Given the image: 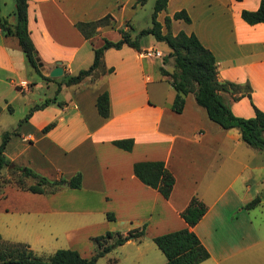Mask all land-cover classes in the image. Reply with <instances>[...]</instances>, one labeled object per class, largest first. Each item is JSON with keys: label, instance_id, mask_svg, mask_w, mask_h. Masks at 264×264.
Returning <instances> with one entry per match:
<instances>
[{"label": "crops", "instance_id": "0c3cea01", "mask_svg": "<svg viewBox=\"0 0 264 264\" xmlns=\"http://www.w3.org/2000/svg\"><path fill=\"white\" fill-rule=\"evenodd\" d=\"M170 2L175 3L170 12L183 8L189 15L188 22L183 20L188 26L184 31L193 32L213 53L217 78L240 84L247 81L252 103L264 111V23H247L239 14L241 8L255 9L259 0H167L166 4ZM141 4L135 0H27V27L41 63L38 67L52 79H41L26 61L16 37L0 30V117L5 111L13 114V108L8 111L6 105L14 100H22L27 108L51 96L56 78L87 67L92 48L104 37L117 39L121 22L124 28L125 22L130 24ZM106 12L112 15L113 25L98 26L88 38L75 26L78 20ZM0 18L15 22L14 0H0ZM144 37L142 49H160L158 43L163 41L151 34ZM167 51L166 45L163 52ZM103 61L106 67L112 66L110 72L91 81L85 77L62 83L58 95L63 103L32 110L3 149L13 163L48 178L79 171L80 186L36 193L0 182V235L9 238L6 231L26 234L33 222L41 229L47 225L48 235L55 238L59 225L66 246L89 256L90 236L144 224L139 239L116 246L129 244L127 257L135 262L161 264L164 254L148 241L153 235L185 226L179 212L194 195L206 209L191 229L208 251L196 264H264V149L244 142L238 127L222 128L210 120L191 92L184 95L180 111L172 110L175 91L168 75L160 71V66L168 69L161 58L122 44L104 49ZM55 65L61 73L51 76ZM39 87L44 89L42 96L36 95ZM102 90L108 92L107 116H100L94 104ZM234 94L238 92L222 91L232 113L251 116L247 95L233 99ZM23 115L9 128H0V133L14 128ZM50 121L53 124L42 131ZM121 137L132 138L129 150L110 142ZM154 159L162 160L174 176L167 198L132 172L133 161ZM254 196L259 200L244 207ZM106 212L113 218H107ZM63 222L69 225L61 227ZM23 238L18 240L32 248V240Z\"/></svg>", "mask_w": 264, "mask_h": 264}, {"label": "trees", "instance_id": "16d2710c", "mask_svg": "<svg viewBox=\"0 0 264 264\" xmlns=\"http://www.w3.org/2000/svg\"><path fill=\"white\" fill-rule=\"evenodd\" d=\"M143 3L145 0H135ZM167 0H154L150 13V25L142 27L135 36H131L128 22L126 27H119V37L115 40L103 38L99 46L92 48V59L85 68H79L75 73H64L56 78V87L51 97H46L40 103H33L22 118L17 120L14 128L3 130L0 133V170L9 165L20 171L22 176L30 177L31 181L23 183L18 179L17 186L36 193H50L66 187L80 186V172L76 171L68 177L58 175L55 178H48L33 171L28 166L17 165L7 158L3 152L6 141L13 134H16L18 124L26 119L32 110L42 108L49 103L61 105L63 101L57 98L60 85L76 83L85 77L91 81L101 73L110 72L112 66L106 67L103 61V51L108 47L119 48L127 44L136 50L141 51L140 38L144 34H151L157 41H163L168 51L161 57L163 63L168 58L172 59L173 69L168 70L160 66L162 74L168 75L167 80L174 88V95L170 107L174 111H180L187 92L193 94L197 104L205 109L208 118L216 122L222 128L236 126L240 131V138L247 144L264 149V111L256 107L250 98V86L247 81L243 84L217 78L216 61L213 53L204 46L193 32L186 33L179 29L172 33L169 29L161 30V23L156 19V14L163 9ZM15 22L9 23L6 19L0 18V30L6 35H14L24 57L32 69L43 80L52 79L40 72L37 62L35 48L28 33L26 6L27 0H14ZM240 17L247 23H264V0H259L255 9H240ZM171 19L190 20L185 9L180 8L165 15L163 22L168 28ZM114 19L109 12L90 20H78L75 26L85 38L96 32L98 26L113 25ZM222 91L238 92L232 97L236 99L246 94L253 107L251 116H238L232 113L225 101ZM96 111L100 116L108 115L109 100L107 90L100 91L95 97ZM11 111L10 104L6 105ZM53 124V121L46 123L41 129L45 131ZM112 144L129 150L132 146L131 137L111 139ZM133 174L144 184L154 188L164 198L170 194L174 176L164 165L162 160H136L132 163ZM259 200L254 196L244 204L249 208ZM206 209L205 204L192 195L186 206L179 212L186 222V225L177 229L169 230L152 236V241L164 254L165 260L161 264H196L208 256V251L200 242L191 226L201 217ZM106 217L111 219L113 214L106 212ZM144 233V224L128 228L124 231L107 229L102 233L89 237L94 242V248L89 256H82L76 249L70 247H59L50 252L46 257L37 255L25 241L7 239L0 235V264H94L97 257L109 251L118 244L128 239H139Z\"/></svg>", "mask_w": 264, "mask_h": 264}, {"label": "rangeland", "instance_id": "374dc122", "mask_svg": "<svg viewBox=\"0 0 264 264\" xmlns=\"http://www.w3.org/2000/svg\"><path fill=\"white\" fill-rule=\"evenodd\" d=\"M153 1L154 0H145V2H143L141 4V7H140L139 11L137 12V15L130 21L131 27H128V30H129L130 35L132 37L137 34V32L140 28L150 25V13L152 10ZM174 6H175L174 2H170V3L166 4L165 8L162 11H160V13L157 14V16H156V19L161 23V29L163 32L166 31L167 29H169L170 32H172V33L178 31L179 29H181L183 31L188 29L187 24L184 23L183 20H172L171 23L169 24L168 28L165 26V24L163 22V18L165 15H171V14H169V12H170V9H172ZM121 23H122V25L120 27H123L124 26L123 21ZM146 35L150 36V34L142 35V37L140 38L141 42H143V39L145 38L144 36H146ZM158 46L162 52V54L158 57L161 58L165 54V52H163V50H166V44L163 42H159ZM165 64H166V67L168 68V70L173 69V64H172L171 58H168L167 61L165 62ZM32 74H33V76H36L35 73H32ZM43 90H44L43 87L42 88L39 87L36 91V95L39 93V95L42 96ZM44 93H47V90ZM52 93H54V92H52ZM51 96H45L44 98L51 97ZM44 98L42 100L36 102V103L42 102L44 100ZM57 98L60 99V96L57 95ZM21 102H22V100H19V101L14 100L13 102H11V107L13 108V114L9 115L8 113H6L7 111L2 113V115L0 117V128H3V129L9 128L12 125L11 123H13L17 117H19L22 114L27 112L28 108L31 105L29 107L25 108V107H23ZM49 104H51V103H49ZM49 104H47V105H49ZM47 105H45V106H47ZM45 106H43V107H45ZM18 179H21L23 181V183H27V182L31 181L30 177L22 176L20 174V171L16 168H13L12 166L6 165V166L1 168V170H0V182L1 183L11 182L13 185L17 186V184H18L17 180ZM28 225H29L28 226L29 227L28 233H26V234L19 231V230H17L19 232H14V231L8 232V231H6L4 233L7 235L6 237H9L7 239L24 240L23 237H25V239H28L29 241L32 240V248H33L34 252L37 255H40L42 257H46L50 252H52L56 248L67 247L65 244L64 235L59 230V225L56 227L57 236L55 238L50 237L48 235L47 231H50V230H47V228H48L47 225L43 229L37 228L35 223L33 224V222L32 223L30 222ZM67 225H69V223L63 222L61 227H64ZM117 230L124 231L125 229L117 228ZM34 236L38 237L37 238L38 241L36 240L37 242L33 241L32 237H34ZM90 242L92 244L91 249L93 250L95 244L92 241H90ZM148 242H149L150 246L156 252H159V254L162 256V253L155 246V244L152 241H148ZM129 246H130L129 244L128 245L126 244V245H123V247H121V248L119 246L113 247L109 251H107L104 254H102L101 256L97 257L94 264H152V263H147L146 261L135 262V261L131 260L130 258H128L127 255H129V251H130Z\"/></svg>", "mask_w": 264, "mask_h": 264}, {"label": "built area", "instance_id": "2783aa9c", "mask_svg": "<svg viewBox=\"0 0 264 264\" xmlns=\"http://www.w3.org/2000/svg\"><path fill=\"white\" fill-rule=\"evenodd\" d=\"M141 53L145 56H152V57H158L162 54L161 50L154 47V46H148L141 50Z\"/></svg>", "mask_w": 264, "mask_h": 264}, {"label": "water", "instance_id": "95a60500", "mask_svg": "<svg viewBox=\"0 0 264 264\" xmlns=\"http://www.w3.org/2000/svg\"><path fill=\"white\" fill-rule=\"evenodd\" d=\"M40 61L37 62V66H40ZM61 73V67L59 65H55L51 70L49 71V75L55 76Z\"/></svg>", "mask_w": 264, "mask_h": 264}]
</instances>
